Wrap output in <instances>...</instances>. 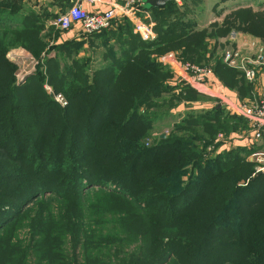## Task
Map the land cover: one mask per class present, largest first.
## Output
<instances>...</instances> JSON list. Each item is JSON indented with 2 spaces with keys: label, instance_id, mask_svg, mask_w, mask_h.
Instances as JSON below:
<instances>
[{
  "label": "trees",
  "instance_id": "1",
  "mask_svg": "<svg viewBox=\"0 0 264 264\" xmlns=\"http://www.w3.org/2000/svg\"><path fill=\"white\" fill-rule=\"evenodd\" d=\"M70 2L57 0L55 15L34 12L23 0H0V264H25L28 248L35 264H78V253L64 262L67 236L84 244L82 264H264V172L253 177V162L242 154L255 145L203 156L217 133L248 123L222 108L191 109L179 114L163 139L151 135L156 121L173 117L165 104L176 96L179 103L190 101L189 94L205 98L175 81L158 57L174 51L181 62L213 61L214 76L246 96L248 81L217 58L216 45L240 29L264 41V14L241 9L220 25L195 31L172 1L150 9L154 40L132 33L126 20L97 33L121 46L108 64L92 70L65 47L67 40L56 41L61 56L39 63L45 24ZM171 15L178 16L169 20ZM16 48L35 61L18 81V66L6 57ZM67 52L77 55H69L71 64L65 63ZM45 86L66 104L56 103ZM213 144L214 152L221 143ZM93 187L118 206L123 228L84 238L77 228L78 191ZM47 195H69L61 220L43 206ZM21 229L29 231L26 245L15 233Z\"/></svg>",
  "mask_w": 264,
  "mask_h": 264
},
{
  "label": "rangeland",
  "instance_id": "2",
  "mask_svg": "<svg viewBox=\"0 0 264 264\" xmlns=\"http://www.w3.org/2000/svg\"><path fill=\"white\" fill-rule=\"evenodd\" d=\"M251 5H254L256 7H252ZM248 6L249 8H247ZM241 9H249V12H252V14L259 16V14H264V0L260 3H257L255 5L252 1L249 0H183L181 7H178V12H181L180 14H188V16L192 20H196L197 23L203 22L204 16L206 18L213 17L216 18L217 22L215 24H221L225 19H231L235 12ZM211 11V13H210ZM178 14V15H180ZM178 15H171V16H178ZM185 16V15H184ZM113 28V27H112ZM110 28V29H112ZM250 29H253L252 27ZM71 32L65 31L60 32L58 31L54 26H51L49 23L45 24L44 29L41 32V36L43 41L46 44V49L43 52V55L41 56V59L39 60V63H42L43 57H53L54 55L59 53L61 51H57L55 44L56 41L61 38H65L67 41H71L68 43L65 47L71 48V52H77L79 53L78 57L81 58L83 61H85L92 70H95L98 68V65L102 62L104 64H108L109 56L113 54L114 52L119 53L121 50V46H119V42L117 39L113 38L111 35H105V34H93L88 36H83L82 34H78L77 36H72L68 38V33ZM133 33V31L131 30ZM231 33L229 34L230 41H228L227 44L218 43L216 56L217 58L222 56V54L225 51L234 49L239 50L242 58L244 59H254L255 58V52L256 48H249L248 46L244 47H235V45H231V43H234L233 36H242V37H250L248 41H246V44L253 41L257 47L263 48L264 50V41L260 40L258 37L251 36L249 34H246L243 32V30H231ZM227 40V38H226ZM60 44V43H57ZM249 49H247V48ZM59 49V48H58ZM68 58H65L66 64H71V57L70 56H77L73 53H68ZM70 55V56H69ZM6 57L13 63H15L18 66V74L16 75V81L22 79L24 74L31 73L33 71V66L35 65V61L31 58L29 53L24 51L22 48H16L10 50ZM175 58L180 61L177 56L175 55ZM222 58V57H221ZM67 59V60H66ZM181 62V61H180ZM183 63H189V62H183ZM193 64V63H189ZM197 65V64H193ZM202 66L203 65H197ZM209 67L212 71L213 67V61L209 63V65H204V67ZM257 78L253 82H248L249 87H251L250 90L247 89L248 95L246 96H240L239 92L236 91L237 96L241 100H248L250 101H256L258 99H263L264 96H257L254 86L257 84V79L259 75H262L261 83H264V67L263 66H257ZM213 73V71H212ZM227 77H230L232 75V72H227ZM235 79L239 80L243 79L241 76L236 73ZM214 76V73H213ZM217 76V75H216ZM215 77V76H214ZM215 79V78H214ZM245 82V81H244ZM221 83L224 85V82L221 81ZM246 84V83H245ZM226 85V84H225ZM224 85V86H225ZM47 87V86H46ZM226 87V86H225ZM48 88V87H47ZM197 92V91H196ZM197 94V93H196ZM204 95V94H202ZM188 99L190 101H183L185 98H183L180 103L178 100V97L170 103H166L165 107L173 109L172 116L164 117L162 121H156L153 125V133L151 135H166L169 134V129L173 122L175 120H178L179 116L182 114H186L190 112L189 110H199L200 107L206 108L209 107L211 104L213 105L214 102L210 99L200 98L198 95H192L189 94ZM173 107V108H172ZM194 107V108H193ZM176 108V109H175ZM180 112V113H179ZM181 112H183L181 114ZM180 114V115H179ZM181 118V117H180ZM234 133H225L224 130L222 132H219L215 135V138H213V143H230L232 144L231 148L237 149V147H243L246 146L248 142V133L249 128L248 126H244L242 124H239L237 126L236 130H232ZM230 132V131H229ZM151 142V138H148L146 140L145 146H148ZM210 144L206 150L204 151L203 156H207V158L214 157L215 154H219L223 151L218 149L219 151L213 152V146L214 144ZM254 148L250 151H243L247 159L250 162H253L254 165V173L253 177L256 176L257 172H264V132L260 139L253 142ZM220 146V145H219ZM229 148V147H228ZM204 159V158H203ZM206 159L204 161H206ZM202 161L201 163H203ZM78 194L81 196L80 199V212L82 213V219L80 220V225H77V228H79L80 236L84 235V238L89 237L90 234H98L99 232H112V229H122L123 226L119 223V212L118 206L108 200H104L102 198L101 193L98 191L97 187L89 188L86 190H79ZM69 196V195H68ZM68 196L57 199L53 198L50 200L51 196L48 195L46 197V203L43 204V206H47V209L51 211V214L55 219L58 221L65 217L64 211L66 207L64 208V205L66 203V200L68 199ZM67 206V205H66ZM69 218V215H68ZM101 218V221H100ZM24 222H22L23 224ZM61 229V228H60ZM62 230V229H61ZM17 234V238L22 242L23 244L28 243L29 238V231L27 229H21L19 231L15 232ZM74 241L70 239V236H67V239L64 240V243L61 247L63 258L67 259L68 261H64L65 263H71V259L74 258L75 253L77 255L78 264H82L84 261L83 255L80 254L83 253V250L85 249L84 244L82 243H73ZM24 245V246H25ZM26 250V249H25ZM74 254V255H73ZM27 258L25 261V264H35L37 263V259L35 260V256L32 251H27Z\"/></svg>",
  "mask_w": 264,
  "mask_h": 264
},
{
  "label": "built area",
  "instance_id": "3",
  "mask_svg": "<svg viewBox=\"0 0 264 264\" xmlns=\"http://www.w3.org/2000/svg\"><path fill=\"white\" fill-rule=\"evenodd\" d=\"M92 5L101 4L104 0H83ZM178 0H174L177 2ZM143 13L146 19L149 18L147 12L143 9L142 0H111L108 3V9L105 11H86L78 2L72 5L62 14H59L54 20V27L65 32L75 31V36L79 33L83 36L100 33L111 28L114 21H128L132 26V31L145 41L154 39L153 24L150 20L145 22L140 18ZM249 48H256L254 59L242 58L239 50H228L222 54V62L242 73L248 82H253L257 78V66L264 67V50L257 47L251 41L246 44ZM166 64L170 68L172 64L182 73L181 79L200 94H208L211 90L221 93V87L214 79L213 73L209 67L197 66L189 63H183L174 58L166 56ZM45 90L50 93L53 100L61 106H64L65 100L61 95H52L49 88ZM219 105L229 115L244 119L249 126L248 143L255 142L261 138L264 132V100L258 99L249 103L240 102L234 98L219 94ZM248 145V144H247Z\"/></svg>",
  "mask_w": 264,
  "mask_h": 264
},
{
  "label": "crops",
  "instance_id": "4",
  "mask_svg": "<svg viewBox=\"0 0 264 264\" xmlns=\"http://www.w3.org/2000/svg\"><path fill=\"white\" fill-rule=\"evenodd\" d=\"M24 2H25V5H26V7H29V8H31L34 12H39V11H47V12H53L54 10V14L55 15H57V13H58V11H59V8L58 7H56V5H55V2L57 1V0H23ZM71 2L73 1H76V2H78V3H80L81 5H82V7L86 10V11H88V12H94V11H105V10H107L108 9V3L111 1V0H104V2L103 3H101V4H94V5H92V4H90V3H88V2H85V1H83V0H70ZM182 1L183 0H178L177 2H175L174 3V5H176L177 7H181V5H182ZM250 2L252 1L255 5H257V3H260L261 1H263V0H249ZM70 2V3H71ZM252 7H256V6H254V5H251ZM247 8H249L248 6H246ZM143 9L147 12V14H148V16H149V18L148 19H146L145 17H144V14L143 13H141L139 16H140V18L142 19V20H144L145 22H148V20H150L151 21V23L153 24V28H154V25H155V22L154 21H152V17H151V13H150V10H147V9H145L144 7H143ZM67 10V9H66ZM65 10V11H66ZM64 11V12H65ZM63 12V13H64ZM210 13H211V11H210ZM60 14H62V13H60ZM183 14V13H182ZM169 18V20H173V19H175V17L174 16H170V17H168ZM54 20V19H53ZM53 20H50L48 23L51 25V26H54L53 25ZM183 20H185L184 22H189V24L191 25V28H193V30H195V31H201V30H203V29H207V28H209V26H211L212 24H215L216 22H217V20H216V18H213V17H209V18H206L205 16H204V19H203V22H199V24L197 23V21L196 20H192L189 16H188V14H185V17L183 18ZM114 22H118V21H114ZM113 22V23H114ZM132 30V29H131ZM134 33V32H133ZM68 38H70V37H72L73 35L75 36V31H73V30H71V32H69L68 34ZM154 35H155V37H154V39L156 38V33H155V31H154ZM233 38H234V43H231L230 42V44L231 45H235V47H238V48H240V47H244V43H245V46H246V41H248L249 39H250V37L248 36V37H242V36H233ZM63 39V40H62ZM153 39V40H154ZM62 41H65V38L63 37V38H61V40L59 39L58 41H57V43H61ZM228 41H230V37H227V40H226V38H221V39H219L218 40V43H223L224 45L225 44H227L228 43ZM207 43L209 44L208 45V48L209 49H212L215 45H214V41L213 40H209V41H207ZM218 43H217V47H218ZM247 48V47H246ZM247 49H249V48H247ZM169 55H171V56H174V58H175V55H176V53L174 52V51H169V52H166V53H164L163 55H161L160 57H158V62L163 66V67H165L171 74H172V76H173V78H174V80L175 81H181V82H183V84H186V83H184V81L181 79V76H182V73H181V71L179 70V69H177L175 66H174V64H172V66L169 68L168 66H167V64H166V62H165V60H166V56H169ZM220 57H221V55H220ZM176 59V58H175ZM177 60V59H176ZM215 78V80L218 82V84H219V86L221 87V93H218L215 89L214 90H211V91H209L208 92V94H205V95H202L203 97H205V99H211L213 102H214V104L212 105H210L209 107H206V108H203V107H200L201 109H210V108H212V107H216L217 109H219V108H222V107H220V105H219V94H223V95H226V96H228V97H231V98H234V99H236V100H238V101H240V102H244V103H249V101L248 100H241V99H239V97L237 96V93H236V91L235 90H231V89H228L227 87H225L224 85H222V83L216 78V77H214ZM261 80H262V75H259V77H258V79H257V84L254 86L255 88H254V90H255V92H256V94H257V96L259 97V96H264V83L262 84L261 83ZM187 85V84H186ZM189 86V85H188ZM250 102H252V101H250ZM194 108V107H193ZM223 109V108H222ZM180 113V112H179ZM183 112H181V114H182ZM183 115V114H182ZM221 143V142H220ZM219 143V144H220ZM233 144V143H232ZM232 144H230V143H221L220 144V146H218V148H216L215 149V152L216 151H219L218 149H220V150H222V149H226V150H228L230 147H232ZM229 147V148H228Z\"/></svg>",
  "mask_w": 264,
  "mask_h": 264
},
{
  "label": "water",
  "instance_id": "5",
  "mask_svg": "<svg viewBox=\"0 0 264 264\" xmlns=\"http://www.w3.org/2000/svg\"><path fill=\"white\" fill-rule=\"evenodd\" d=\"M172 1L174 0H142V3L145 9L150 10L164 8L168 3H171ZM160 138L163 139L164 135H160ZM261 173L262 172H257L255 177L259 176Z\"/></svg>",
  "mask_w": 264,
  "mask_h": 264
}]
</instances>
